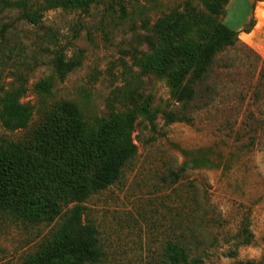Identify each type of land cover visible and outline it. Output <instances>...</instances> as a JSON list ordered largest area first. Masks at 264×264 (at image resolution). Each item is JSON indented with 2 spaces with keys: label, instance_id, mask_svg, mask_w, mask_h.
I'll use <instances>...</instances> for the list:
<instances>
[{
  "label": "rangeland",
  "instance_id": "374dc122",
  "mask_svg": "<svg viewBox=\"0 0 264 264\" xmlns=\"http://www.w3.org/2000/svg\"><path fill=\"white\" fill-rule=\"evenodd\" d=\"M42 3L0 0V96L24 88L21 101L32 108L27 130L0 128V139L22 140L60 103L74 106L83 134L135 116V159L82 205L97 230V264H162L167 242L188 250V264H264V0H229L223 8L217 21L236 30L238 42L217 56L186 105L172 97L178 63L156 74L134 57L149 52L157 19L188 7L206 13L202 0H99L85 13L41 11ZM33 12L40 14L34 24L23 17ZM79 51L80 65L60 81L54 58ZM169 112L185 119L166 123ZM57 222L0 213V264H24Z\"/></svg>",
  "mask_w": 264,
  "mask_h": 264
},
{
  "label": "trees",
  "instance_id": "16d2710c",
  "mask_svg": "<svg viewBox=\"0 0 264 264\" xmlns=\"http://www.w3.org/2000/svg\"><path fill=\"white\" fill-rule=\"evenodd\" d=\"M99 0H43L40 10H77L87 12ZM206 13L181 12L163 15L151 26L148 53L134 57L135 64L148 72L164 74L178 63L169 81L175 102L186 105L196 94V86L207 82L217 56L238 42L236 30L217 21L229 0H202ZM31 23L40 19L38 12L24 14ZM253 25V24H252ZM196 33L197 40L191 38ZM160 42L159 47L156 42ZM82 58L62 54L53 60L60 81L76 69ZM263 64V62H262ZM188 76H190L188 78ZM48 90V84L40 85ZM24 88L5 91L0 96V128L7 132L27 130L32 117L29 103L21 101ZM146 111L151 129L155 115ZM172 112L166 123L183 120ZM135 116L117 118L99 124L83 134L82 121L74 106L60 103L42 123L17 142L0 139V213L31 224H51L57 229L24 264H97L102 257L93 223L86 220L82 206L92 195L119 181L125 166L137 155L132 136ZM214 165V164H212ZM244 229L241 241L250 243ZM162 264H188L190 255L180 243L167 242L161 252ZM237 264H258L238 262Z\"/></svg>",
  "mask_w": 264,
  "mask_h": 264
},
{
  "label": "crops",
  "instance_id": "0c3cea01",
  "mask_svg": "<svg viewBox=\"0 0 264 264\" xmlns=\"http://www.w3.org/2000/svg\"><path fill=\"white\" fill-rule=\"evenodd\" d=\"M240 28V27H239Z\"/></svg>",
  "mask_w": 264,
  "mask_h": 264
}]
</instances>
